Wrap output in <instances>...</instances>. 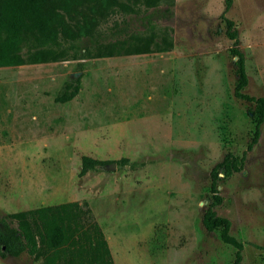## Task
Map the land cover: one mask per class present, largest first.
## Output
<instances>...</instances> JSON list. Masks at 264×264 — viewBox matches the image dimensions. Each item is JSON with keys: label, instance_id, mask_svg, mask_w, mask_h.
<instances>
[{"label": "rangeland", "instance_id": "obj_1", "mask_svg": "<svg viewBox=\"0 0 264 264\" xmlns=\"http://www.w3.org/2000/svg\"><path fill=\"white\" fill-rule=\"evenodd\" d=\"M224 8L171 0L101 23V40L147 37L149 53L0 67V215L78 201L115 264H230L234 249L201 224L212 167L241 155L252 130L233 96ZM225 15L244 53L245 92L264 96V0H232ZM77 78L78 94L55 102ZM82 156L104 163L80 175ZM219 192L216 210L242 244L241 264H264V122ZM0 264L40 262L23 254Z\"/></svg>", "mask_w": 264, "mask_h": 264}, {"label": "trees", "instance_id": "obj_2", "mask_svg": "<svg viewBox=\"0 0 264 264\" xmlns=\"http://www.w3.org/2000/svg\"><path fill=\"white\" fill-rule=\"evenodd\" d=\"M170 1L0 0V67L152 52V40L147 37L129 34L105 41L100 39L98 29L112 14L136 13L139 8H156ZM231 2L225 0L220 20L224 33L232 42L228 48L229 57L235 58L231 68L233 96L246 104L252 130L241 155L226 153L212 167L201 224L207 233L218 232L220 240L234 249L230 264H241L242 244L231 234L229 218L216 210L223 202L219 185L224 177L243 169L246 152L257 143L264 122V96L245 92L249 78L244 53L239 48L235 24L225 15ZM63 43L69 44L72 53L62 47ZM165 48L168 47L154 49L163 51ZM79 89V78L66 80L54 100L68 102ZM102 163L104 161L82 156L79 174ZM23 254L39 260L40 264H115L107 239L90 207L78 201L0 215V258H17Z\"/></svg>", "mask_w": 264, "mask_h": 264}]
</instances>
